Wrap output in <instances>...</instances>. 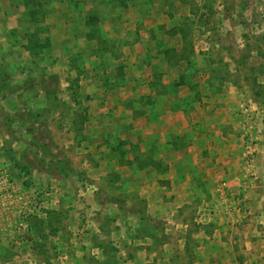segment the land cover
Wrapping results in <instances>:
<instances>
[{
  "label": "rangeland",
  "instance_id": "1",
  "mask_svg": "<svg viewBox=\"0 0 264 264\" xmlns=\"http://www.w3.org/2000/svg\"><path fill=\"white\" fill-rule=\"evenodd\" d=\"M106 1L0 0V167L7 172L0 183V264H170L171 257L193 264L212 231L234 224L223 217L231 205L228 185L221 188L226 180L212 190L218 201L207 192L206 202H188L173 192L170 169L169 180L150 178L152 158L141 151L144 114L116 102L129 89L113 90L131 77L121 71V37L141 38L144 30L114 26L119 12L105 11ZM196 5V19L181 27L182 35L189 41L194 29L208 34L217 54L200 48L199 58H185L206 63L186 82L210 79L216 70L219 83L244 81L264 102V0ZM197 19L215 22L193 26ZM138 79L131 78L133 85L145 81ZM248 103L242 98L237 113L246 115ZM112 120L129 129L121 136ZM130 133L138 152L132 162ZM244 225L263 236L252 238L257 257L250 249L241 264H264V218L234 224Z\"/></svg>",
  "mask_w": 264,
  "mask_h": 264
},
{
  "label": "crops",
  "instance_id": "2",
  "mask_svg": "<svg viewBox=\"0 0 264 264\" xmlns=\"http://www.w3.org/2000/svg\"><path fill=\"white\" fill-rule=\"evenodd\" d=\"M106 2L110 7L105 4V11L112 7L114 13L119 12L110 21L114 26H129V31L133 32V26L138 25L144 30L143 33L140 30L141 38L122 36L119 57L106 55V58L114 60L118 57L123 65L121 71L125 79L131 76L113 90L129 89L127 95L116 96V102L127 105L130 108L128 110L132 111L133 108L136 115L144 114L145 145L141 151L152 158V163L146 167L152 181L155 183L157 177L169 180L170 169L174 176L172 185L176 187L173 192H182L181 200L206 202L209 199L208 193L214 194L212 201H218L212 190L220 185L219 180H226V197L231 205L229 214L223 213V217L232 220L234 224L242 220L263 219L264 102L252 95L250 85L244 81L234 84L224 78V82L219 83L212 77L216 70L207 80L197 75L193 76L191 84L185 80L186 74H193L198 71L197 68L202 70L206 64L204 61L189 64L185 58L195 55L199 58L200 48L209 50L208 55L217 54L216 44L208 38V34L196 35L194 29L189 39L192 43L182 35L181 27L196 19L194 11L197 9L193 7L197 6L198 0ZM223 21L225 24L229 22L228 19ZM214 22L197 19L193 26ZM215 24L220 25V21ZM116 39L119 40L118 37ZM204 40L208 44H202ZM222 55L228 54L224 52ZM230 69L233 73L232 66L227 73L231 74ZM134 76L139 78L137 81H145L141 85H133L131 78ZM244 97L252 105L251 113L247 115L237 113ZM112 123L113 126L118 124L117 131L119 128L121 136L128 128L127 123L120 124L116 120H112ZM133 126H136L135 122ZM134 130L137 132V127L133 128L132 134ZM117 131L112 130V134ZM126 138L130 139L128 147L131 151L127 155L132 162L138 157V152L132 147L137 143L131 139V133ZM236 202L243 203V209L241 207L237 210ZM234 224L212 231L213 239L208 237V243L202 242L193 264H241L243 256L247 259L251 253L250 249L255 250L254 256L257 257L260 247L259 244L254 245L252 238L258 233L263 236V232L249 229L245 225L236 227ZM200 236L204 237V234ZM167 251L164 250V253L168 255ZM160 257L150 256V259L162 262ZM174 259L169 258L170 264H180Z\"/></svg>",
  "mask_w": 264,
  "mask_h": 264
},
{
  "label": "built area",
  "instance_id": "3",
  "mask_svg": "<svg viewBox=\"0 0 264 264\" xmlns=\"http://www.w3.org/2000/svg\"><path fill=\"white\" fill-rule=\"evenodd\" d=\"M251 109H252V105L250 103L248 104H245L243 105V112L247 115V114H250L251 113ZM249 154L251 155V152H249ZM7 179V172L6 170L4 169V167H0V183L2 182H5ZM226 183H223L222 185V189H224L223 186H225Z\"/></svg>",
  "mask_w": 264,
  "mask_h": 264
},
{
  "label": "trees",
  "instance_id": "4",
  "mask_svg": "<svg viewBox=\"0 0 264 264\" xmlns=\"http://www.w3.org/2000/svg\"><path fill=\"white\" fill-rule=\"evenodd\" d=\"M185 36V35H184ZM186 37V36H185Z\"/></svg>",
  "mask_w": 264,
  "mask_h": 264
}]
</instances>
